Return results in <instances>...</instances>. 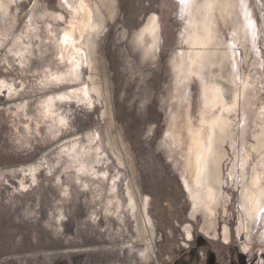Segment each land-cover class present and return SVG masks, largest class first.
I'll return each mask as SVG.
<instances>
[{
	"label": "rangeland",
	"instance_id": "1",
	"mask_svg": "<svg viewBox=\"0 0 264 264\" xmlns=\"http://www.w3.org/2000/svg\"><path fill=\"white\" fill-rule=\"evenodd\" d=\"M63 1L0 0V264H264V201L248 214L264 188V0H87L105 30L89 47L82 33L80 74L61 47ZM206 1L217 63L204 77L227 105L237 96L218 173L210 165L208 182L221 180L217 239L202 212L191 217L185 150L170 133L176 96L191 116L201 111V81L178 85L173 62L187 55L177 40ZM153 15L160 46L145 54L138 32Z\"/></svg>",
	"mask_w": 264,
	"mask_h": 264
},
{
	"label": "bare ground",
	"instance_id": "2",
	"mask_svg": "<svg viewBox=\"0 0 264 264\" xmlns=\"http://www.w3.org/2000/svg\"><path fill=\"white\" fill-rule=\"evenodd\" d=\"M3 1L4 0H2V2ZM12 1L13 0H11V2ZM63 4L65 6L66 12L70 15L71 19L70 22H68L63 15L58 17L57 21H59L60 23L64 22L67 24V26L64 29L63 36L60 39L62 45L60 43L59 45H61V47L63 46L64 53H66L68 62L70 63L71 72L73 74L75 72L80 74V72L83 71L84 69V65L86 61L84 60L85 51L80 46L82 33L87 32L88 41L87 40L86 41L88 42L87 47H89V45L95 41L94 39H96V37L98 38V36L104 32L105 23L101 17H99V19L96 22L94 21L93 10L91 9V6L89 5V2L87 0H64ZM214 5L215 4H213L212 1H208V2L206 1L204 5H196L193 8L192 15L187 20V24L182 31V35L180 39L177 40V45L180 44L185 45V47L188 49V52L187 55H181L179 53L182 51H178L179 53L177 52L178 54L176 53L174 57L173 67L175 70L178 71L176 83L179 85L182 79H186L190 81L193 80V78L197 77L201 81V85H202L201 86L202 107L197 117H193L187 113L188 112L187 109H189L188 107L186 110H183L184 108H182V99H181L182 97L177 99L178 96H176V101H177L176 113L173 119V124L171 125L170 133L172 134L173 132L176 134L175 138L178 139V144L181 147H183V149L185 150L182 155L183 157L182 166L184 172L186 171L183 180L185 181L186 189L189 191L190 197L193 201L192 203L193 210L191 217L194 219L199 212H202L206 217V223L203 227V231L206 234H209L217 239L218 235L214 230L215 225L213 220L210 219V217L212 216V214L215 213L216 205L218 203L219 196H217L216 193L219 191L221 180L219 175L217 174V177H215L214 182H208L210 177L209 176L210 170H211L210 165H212L213 170L216 173H218L224 159V154L222 152V145L225 142L224 137L230 136V128L232 124L231 117L229 116V114H225V112L229 113L230 111H233L234 107L237 104V96H235L232 105L231 104L227 105L224 99V89L222 88L221 84L214 79L211 80V82L206 81L204 77V72L207 71L208 69L211 70L212 67L217 63V61L214 59V52L210 49L216 43V34H217V27L213 16ZM77 24H80L81 26L80 32L75 30ZM160 35L161 34H160V26L158 19L155 15H153L149 18L147 23L138 32L139 38H141V40L144 43L145 54L153 53L156 51L157 48H159L160 39H161ZM86 41H84V43H86ZM62 63L64 62H61V64ZM179 76L182 78L181 79L178 78ZM81 86L76 91H82L83 94L85 95V98L87 100H91L92 97L90 95L89 88L82 85V83ZM71 91L72 90H69L70 93L75 92V91L74 92ZM94 91L98 92V89L95 88ZM47 105H48L46 106L47 110L49 112L54 113V111H51L50 109L55 108V105L52 102H49ZM216 108H219V110L217 113L213 114V111ZM41 110L42 109H39V111ZM261 135H264V131L262 132ZM259 147H261V141H258V148ZM78 155H77V159H78ZM98 158H100V155ZM91 164L92 162L90 163V165ZM30 177H33V179H35L37 176L31 174ZM258 180H260L259 176L256 175L251 185L256 186ZM201 185L205 187L204 189L206 191L208 187L209 189L208 197H207V193L204 197V195H202L199 191L195 190L196 189L195 187H199ZM254 196H255L254 193H250L247 197V202L248 203L253 202ZM207 198H209L208 202H207ZM263 201H264V188H259L258 197L256 201L253 203V205L249 208L248 214L250 217H252L257 212H259V210H261L262 208L261 205ZM188 235L190 236V233H188ZM223 237L226 242H229L230 232L227 229V227H225L223 231Z\"/></svg>",
	"mask_w": 264,
	"mask_h": 264
},
{
	"label": "snow or ice",
	"instance_id": "3",
	"mask_svg": "<svg viewBox=\"0 0 264 264\" xmlns=\"http://www.w3.org/2000/svg\"><path fill=\"white\" fill-rule=\"evenodd\" d=\"M184 2V0H181V3H183Z\"/></svg>",
	"mask_w": 264,
	"mask_h": 264
}]
</instances>
